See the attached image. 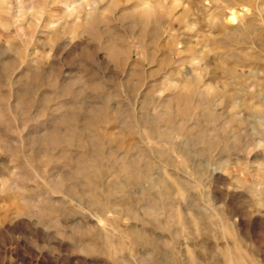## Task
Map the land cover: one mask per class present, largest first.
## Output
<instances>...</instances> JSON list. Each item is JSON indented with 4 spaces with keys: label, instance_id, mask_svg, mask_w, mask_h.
Masks as SVG:
<instances>
[{
    "label": "rangeland",
    "instance_id": "374dc122",
    "mask_svg": "<svg viewBox=\"0 0 264 264\" xmlns=\"http://www.w3.org/2000/svg\"><path fill=\"white\" fill-rule=\"evenodd\" d=\"M159 260L264 264V0H0V264Z\"/></svg>",
    "mask_w": 264,
    "mask_h": 264
},
{
    "label": "bare ground",
    "instance_id": "6f19581e",
    "mask_svg": "<svg viewBox=\"0 0 264 264\" xmlns=\"http://www.w3.org/2000/svg\"><path fill=\"white\" fill-rule=\"evenodd\" d=\"M195 94H196V92H195ZM190 101H191V99H190ZM116 113L118 114V112H116ZM94 114H95V112H94ZM129 115H131V114H129ZM143 124H145V126L151 127V129H153V131H154V128H156L155 127L156 123L153 121L152 118H149V119L147 118L146 120H144ZM200 140H201L200 137L190 138V139L187 140V144L191 146V145H193L194 143H196V142H198ZM202 142H203V140H202ZM208 146H209V144H208ZM196 155L201 157L203 155V153L200 152V153H197ZM125 164H127L126 160H121V164L120 165H125ZM127 165L130 166V168H132V169H134L136 167H139L141 165L140 157L132 160L130 162V164H127ZM175 182H176V184L181 185V186L185 185L184 182H181L177 178L175 179ZM164 183H165V180L163 178H150V176H148L147 178H141V177L129 175L126 178H123V180L120 181L119 185H120V188H122L124 190H128V189L133 188V187H138L140 189L139 190V194L141 193V196L145 197V196L151 195L153 191L159 190V188L161 186H163ZM163 193L166 195L167 192L165 193V191H164ZM67 195L70 196V197H73L74 191L73 190L68 191ZM81 196L83 198L87 197L89 199V202H92L93 199H95L98 196V194H96V192L94 191V192L90 193L89 195L87 194V195H81ZM128 196L129 197L132 196V192H128ZM151 202H152V204L148 207V209H154V210L156 209L157 210V208H159V205H160V199H154ZM193 202H194L193 199H191V197H189L187 204L188 205L191 204L193 206ZM124 209L125 210H129L128 208H124ZM197 211H199V210L197 209ZM208 226H209V224H205V227H208ZM138 239L141 242H143L144 244H145V242H147V241L144 240V238L142 236H139ZM146 245L148 246L149 244L146 243ZM149 246L152 247V249H153V253L152 254H153V256H155L157 254L156 251H157L158 247H156L154 245V243H152ZM165 255H167V254H165ZM159 262H160V264H163L162 261L159 260Z\"/></svg>",
    "mask_w": 264,
    "mask_h": 264
}]
</instances>
